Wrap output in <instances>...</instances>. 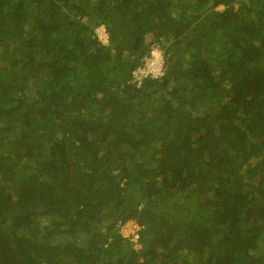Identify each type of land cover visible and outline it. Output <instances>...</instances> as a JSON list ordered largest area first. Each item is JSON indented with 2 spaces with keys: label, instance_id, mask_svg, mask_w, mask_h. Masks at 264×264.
Masks as SVG:
<instances>
[{
  "label": "trees",
  "instance_id": "trees-1",
  "mask_svg": "<svg viewBox=\"0 0 264 264\" xmlns=\"http://www.w3.org/2000/svg\"><path fill=\"white\" fill-rule=\"evenodd\" d=\"M0 264H264V0H0Z\"/></svg>",
  "mask_w": 264,
  "mask_h": 264
},
{
  "label": "built area",
  "instance_id": "built-area-1",
  "mask_svg": "<svg viewBox=\"0 0 264 264\" xmlns=\"http://www.w3.org/2000/svg\"><path fill=\"white\" fill-rule=\"evenodd\" d=\"M95 34L103 42L107 41V32L104 25L97 26ZM163 63L164 59L161 50L156 46H152L150 53L142 58V64L132 72L133 81L139 84L145 76L157 77L162 75ZM140 227L136 221L127 220L122 224L120 232L123 236L130 237L132 241L136 242Z\"/></svg>",
  "mask_w": 264,
  "mask_h": 264
}]
</instances>
